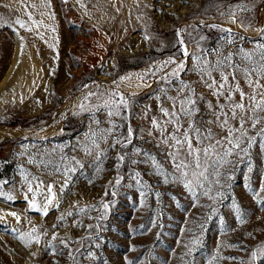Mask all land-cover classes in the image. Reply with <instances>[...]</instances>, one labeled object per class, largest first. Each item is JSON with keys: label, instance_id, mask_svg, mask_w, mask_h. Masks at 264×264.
Masks as SVG:
<instances>
[{"label": "rangeland", "instance_id": "rangeland-1", "mask_svg": "<svg viewBox=\"0 0 264 264\" xmlns=\"http://www.w3.org/2000/svg\"><path fill=\"white\" fill-rule=\"evenodd\" d=\"M261 30L264 0H0V192L12 196H0V264H264V257L252 261L250 256L264 247V210L256 202L264 199L262 125L248 128L254 139L247 154L229 157L220 177L201 180L212 189L210 200L204 188L193 195L175 178L151 124L153 117L162 118L161 103L171 107L161 89L176 96L181 80L203 96L196 120L212 118L207 102L215 105L216 97L200 81L191 55L184 57L178 39L190 54L208 61L233 53L234 62L246 64L239 49L258 57ZM170 58L185 61L171 85L161 79L175 68L161 70ZM238 80L251 94L243 76ZM120 95L127 108L108 116L105 101L118 102ZM234 99L240 100L239 93ZM69 101L67 112L54 121ZM113 123L119 125L115 136L101 140V130ZM129 126L132 143L111 147ZM93 132L103 149L98 158L84 148L92 147ZM136 148L161 161L164 175L156 174L148 157L134 155ZM118 153L126 154L119 166ZM69 167L75 171L67 173L61 192ZM217 179L219 184L210 182ZM40 180L55 184L56 200L47 215L42 195L35 196L37 209L29 204L33 194L25 195L27 183L35 189ZM237 206L243 222L237 220Z\"/></svg>", "mask_w": 264, "mask_h": 264}, {"label": "snow or ice", "instance_id": "snow-or-ice-1", "mask_svg": "<svg viewBox=\"0 0 264 264\" xmlns=\"http://www.w3.org/2000/svg\"><path fill=\"white\" fill-rule=\"evenodd\" d=\"M241 11L245 10L243 5H238ZM30 15V14H29ZM233 22H235V14L233 13ZM20 27H24V23L19 19L16 21ZM30 30V29H29ZM231 31L230 29L228 30ZM264 31V30H261ZM180 35L179 31L177 33ZM203 39V37H201ZM178 43L182 47L184 57H189L195 61L194 70L199 74L200 81L208 88L214 97H216V104L213 105L211 101L207 102V108L211 113V119L203 122H198L196 116L200 113L199 101L203 99V96H198L196 89L190 82L180 81L179 87H177L176 96L168 95V91L161 89L164 99L171 102V107H165L163 103L159 105V111L161 113V119L155 117L152 118L151 124L154 129L158 131V143L157 147H163V155L168 164L174 169L175 178L183 182L184 188L188 189L193 195H195V188H204L203 195L207 196L210 200H214L215 197L209 193L211 188H206L201 180L209 181L210 176L220 177L222 168L226 163H231L228 159L233 155L239 157L241 153L247 154L248 149L252 146L253 137L248 136V128H257V125H262L258 129V135L264 137V85L260 84V79H264V44L258 45L259 56L256 57L255 53L244 51L239 49L242 53V59L246 61V64H241L233 61V53L222 56L221 59L208 61L204 55L190 54L187 47L184 45L182 38L178 39ZM227 43H234V40L228 39ZM175 65L170 72L166 73L161 79L166 80L169 85L172 84L173 79H178L179 73L185 69V61L177 62L175 59L170 58L164 62L161 66V70L167 65ZM213 73H217L219 79L213 76ZM243 76L245 82L250 88L253 89L251 94H246L239 86L238 77ZM123 79V78H122ZM239 93L240 100L236 101L234 96ZM88 96L95 95V93L89 92ZM115 95V93H113ZM87 98V97H86ZM158 100H161L160 96H157ZM221 99L223 103H221ZM247 101V103L245 102ZM105 106L109 108L107 113L110 117L119 116L121 111L128 106L127 99L120 95L119 101H105ZM81 108L84 106L81 105ZM236 122V123H233ZM99 121L96 124L99 125ZM220 129L218 134L213 130L212 126ZM119 125L112 124L110 128L101 130L100 139L105 140L107 136H115L116 129ZM171 128V131L169 130ZM226 133V134H224ZM152 135V132H149ZM134 136L133 129L129 126L127 135L123 139L116 138L111 147L120 145L122 148L128 147L132 143ZM96 133L93 132L91 139L92 147L85 145V151L92 155L96 152L98 158L99 153L103 152L100 148V144L95 139ZM105 142H107L105 140ZM98 150V151H97ZM239 150V151H237ZM125 153H118L117 160L118 166L122 165L125 161ZM134 155L146 156L151 165L156 169L157 175H164V165L161 161H158L155 156L150 153L142 152L139 148L135 149ZM63 160L64 157H61ZM73 159H75L73 157ZM140 161L132 159L131 163L136 164ZM29 163H35L30 159ZM80 164L79 161H76ZM82 168L83 165L80 164ZM249 172L252 171L249 167ZM56 171H60L59 168ZM74 168H66L64 170L65 180L61 184V192L68 184V172H74ZM24 176L25 181H28V175L24 172L21 173ZM139 176V173H136ZM37 177H32V180H37ZM247 179V177H246ZM168 177L164 176V182L167 183ZM117 179L116 183H119ZM211 183L219 184V180L210 181ZM6 183V181H5ZM55 184H45L40 180L36 184L34 189L31 182L27 183V193L33 194V199L29 201L32 209H37V203L35 201L36 195H42L43 200V214L47 215L48 206L52 205L56 200V194L53 191ZM247 186V185H246ZM43 187L44 191L40 189ZM261 191H264V182L261 184ZM219 194V193H218ZM7 195L9 200L12 196L3 192H0V196ZM256 197L254 196V199ZM257 204L261 210H264V199H257ZM75 207V205H73ZM105 209L108 208L107 204H104ZM80 211H84L83 208ZM238 222H243L242 214L240 213L239 206L236 208ZM12 216L19 219L16 213H11ZM67 215L71 216L73 213L69 211ZM63 218V217H61ZM35 231V229H33ZM31 237V233L27 234ZM22 240L24 236L20 237ZM58 237L53 235L52 239L55 240ZM36 242L39 240L37 238ZM61 244L68 248L69 244L65 240H61ZM70 258L75 260V257L69 252ZM252 261H255L258 256L264 257V247L252 251L250 253ZM131 264V262H129Z\"/></svg>", "mask_w": 264, "mask_h": 264}, {"label": "bare ground", "instance_id": "bare-ground-1", "mask_svg": "<svg viewBox=\"0 0 264 264\" xmlns=\"http://www.w3.org/2000/svg\"><path fill=\"white\" fill-rule=\"evenodd\" d=\"M9 87V86H8ZM14 87V86H13ZM4 92V91H3ZM69 106H70V101H69V103L67 102V103H63V105H62V107H60L57 111H56V113H55V115H54V118H53V120L54 121H56V120H59L61 117H62V115H63V113L67 110V109H69ZM72 107V106H71ZM58 108V107H57ZM67 112V111H66Z\"/></svg>", "mask_w": 264, "mask_h": 264}]
</instances>
